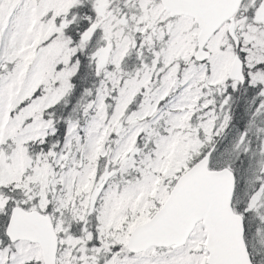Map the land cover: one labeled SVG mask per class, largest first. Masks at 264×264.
I'll return each mask as SVG.
<instances>
[{
	"label": "snow or ice",
	"instance_id": "1",
	"mask_svg": "<svg viewBox=\"0 0 264 264\" xmlns=\"http://www.w3.org/2000/svg\"><path fill=\"white\" fill-rule=\"evenodd\" d=\"M0 264H264V0H0Z\"/></svg>",
	"mask_w": 264,
	"mask_h": 264
}]
</instances>
